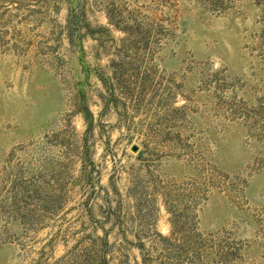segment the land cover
Returning a JSON list of instances; mask_svg holds the SVG:
<instances>
[{
	"label": "rangeland",
	"instance_id": "obj_1",
	"mask_svg": "<svg viewBox=\"0 0 264 264\" xmlns=\"http://www.w3.org/2000/svg\"><path fill=\"white\" fill-rule=\"evenodd\" d=\"M0 264H264V0H0Z\"/></svg>",
	"mask_w": 264,
	"mask_h": 264
},
{
	"label": "trees",
	"instance_id": "obj_2",
	"mask_svg": "<svg viewBox=\"0 0 264 264\" xmlns=\"http://www.w3.org/2000/svg\"><path fill=\"white\" fill-rule=\"evenodd\" d=\"M86 28L88 29V31L92 32L91 29H89V25L88 24H85Z\"/></svg>",
	"mask_w": 264,
	"mask_h": 264
},
{
	"label": "water",
	"instance_id": "obj_3",
	"mask_svg": "<svg viewBox=\"0 0 264 264\" xmlns=\"http://www.w3.org/2000/svg\"><path fill=\"white\" fill-rule=\"evenodd\" d=\"M135 149V148H134Z\"/></svg>",
	"mask_w": 264,
	"mask_h": 264
}]
</instances>
